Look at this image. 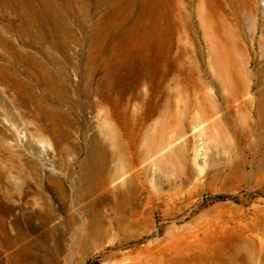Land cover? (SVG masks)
Wrapping results in <instances>:
<instances>
[{"label": "rangeland", "instance_id": "obj_1", "mask_svg": "<svg viewBox=\"0 0 264 264\" xmlns=\"http://www.w3.org/2000/svg\"><path fill=\"white\" fill-rule=\"evenodd\" d=\"M214 1L0 0V264H264V0Z\"/></svg>", "mask_w": 264, "mask_h": 264}, {"label": "bare ground", "instance_id": "obj_2", "mask_svg": "<svg viewBox=\"0 0 264 264\" xmlns=\"http://www.w3.org/2000/svg\"><path fill=\"white\" fill-rule=\"evenodd\" d=\"M161 1V0H160ZM203 0H200V2H202ZM211 4H210V6H208L209 8H212V9H214L215 8V1L214 0H208ZM164 2V1H163ZM176 0H170V5L168 4V5H166L167 6V9L169 8V10L170 11H172V15H171V26H173V25H178V24H180L182 27L183 26H185L186 25V21H185V19H184V14H183V11H182V9H181V7L179 6V4H178V6H177V9H176V11L175 12H173V9H172V7L174 6V5H176ZM211 17L210 16H208L207 14L205 15V14H201V19L203 20V21H205V20H208V19H210ZM212 20V19H211ZM210 23V25L212 26V27H215L216 26V22H209ZM203 124V123H202ZM198 127H200L199 125H197L196 126V128H198ZM178 140V138L177 139H175L174 141H172L171 143H168L167 145H165V146H163V147H160L157 151H156V153L155 154H158L157 155V159H156V162H158V163H162V162H164V161H168L169 159H170V157L173 155V154H180V153H182V150H183V142H179V141H177ZM155 163V162H154ZM153 163V164H154ZM96 172V171H95ZM0 181H2V178H1V175H0ZM2 184H4L6 187L8 186V187H12L13 185H9V184H7L6 182H4V181H2ZM7 205V204H6ZM9 211L10 212H12V209H9ZM22 217H24V214H22ZM21 217V218H22ZM21 218H19V217H16V218H14V221L13 222H16V223H19V220L21 219ZM0 220H2V219H0ZM14 240H20V238H18V237H14ZM23 248H22V250H21V253L23 252ZM20 253V254H21Z\"/></svg>", "mask_w": 264, "mask_h": 264}, {"label": "trees", "instance_id": "obj_3", "mask_svg": "<svg viewBox=\"0 0 264 264\" xmlns=\"http://www.w3.org/2000/svg\"><path fill=\"white\" fill-rule=\"evenodd\" d=\"M214 199H215V200H222L223 197H215Z\"/></svg>", "mask_w": 264, "mask_h": 264}]
</instances>
